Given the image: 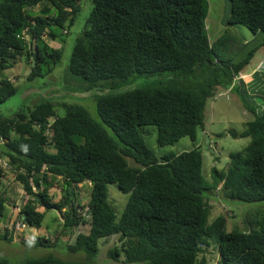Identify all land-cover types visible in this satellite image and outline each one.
<instances>
[{
	"label": "trees",
	"instance_id": "trees-1",
	"mask_svg": "<svg viewBox=\"0 0 264 264\" xmlns=\"http://www.w3.org/2000/svg\"><path fill=\"white\" fill-rule=\"evenodd\" d=\"M82 1L0 0V71L24 57L30 65L28 82L49 76L63 53L50 48L43 36L58 41L70 35ZM85 2V8H92L67 72L79 80L74 85L80 92L106 91L92 97L100 122L78 103H55L47 96L12 117L0 116V155L24 191V203L12 211V228L3 238H24L18 232L22 221L40 233L25 245L59 248L62 243L69 253L85 256L83 262L50 255L21 264H95L101 242L113 237L117 243L109 257L122 258L125 264H208L204 254L211 246L218 250L220 264H264V216L258 214L255 227L244 229H232L223 216L211 221L213 206L203 194L204 156L199 147L159 155L145 137V128L154 127L159 148L184 138L195 143L200 132L209 139V101L236 92L254 118L232 136L251 143L232 153L223 169L212 168L213 189L244 203L264 201V110L247 100L254 94L243 82L233 87L234 77L264 48V0H230V25L263 35L244 59L231 28L211 45L205 29L206 0ZM24 34L38 40L36 53ZM141 79L157 82L123 90ZM15 93L14 83L2 77L0 105ZM87 183L89 200L82 208L77 188ZM110 185L128 195L119 218L109 201ZM7 201L0 194V223ZM53 210L61 224L51 240L43 235L45 215ZM84 226L90 227L86 234L80 231ZM0 264L10 263L0 258Z\"/></svg>",
	"mask_w": 264,
	"mask_h": 264
},
{
	"label": "rangeland",
	"instance_id": "rangeland-1",
	"mask_svg": "<svg viewBox=\"0 0 264 264\" xmlns=\"http://www.w3.org/2000/svg\"><path fill=\"white\" fill-rule=\"evenodd\" d=\"M83 1V10L74 27L71 29L70 35L61 37V40H58V42L48 40L50 46L61 49L63 53L62 59L57 63L56 68H54L49 76L44 79L37 78L33 82H28L26 71L29 72L30 65L26 61L22 62V59L17 60V63L6 71L9 75L8 78H13L16 82L14 84L16 93L9 101L0 105V116L2 118L12 117L15 113H19L24 106L33 107L40 104L42 101L41 96H47V98L52 97L55 103H78L85 107L94 120L100 122L97 105L92 97L97 94H104L106 91L101 92L95 90L90 93L80 92L81 90L74 85V83L76 85L77 83L79 84V80L70 76L67 72V68L71 61L73 46L76 44L78 34L83 29L84 22L89 18L90 9L92 8L91 4L90 8H85L86 2L85 0ZM206 2L208 15L205 27L211 45H214L224 36L225 28H231L234 35L239 40H235L236 44H239L243 49L240 59L246 58L247 53L254 51L258 47L263 35L261 33L254 35L249 32L246 27L241 25H230V0H206ZM257 65H259L260 71H258L255 79L249 82L251 84L254 82V84L247 85V87L250 88L251 91L260 90V92L255 95H247L246 98L248 101L254 103L255 106L257 105L264 110V94H261L264 90V48L255 54V57L250 65L247 66L244 74H252ZM0 78H2V76ZM152 82L156 83L157 81H155V79H141L138 83L126 86L123 90L146 87ZM33 90H44V92L43 94H39L33 92ZM222 91L224 92V90ZM235 94L237 95L236 92H228L209 101L205 118L207 130L209 131V139L200 132L198 141L195 143H193L190 138H184L173 146L159 148L155 143L156 131L154 127L145 128V137L146 144L159 155L166 153L180 155L183 152L199 147L204 156L202 176L206 188L203 194L211 201V205L213 206L210 220L212 221L218 216H223L227 217L229 226L232 229L238 226L243 229L244 227L254 228V218L258 214L259 217L264 216V201L244 203V201L241 200L221 196V194L216 193L213 189V181L211 178L212 168L215 167L218 170L221 168L223 169L228 165L232 153L243 151L251 143V139L240 137L235 139L232 136L234 133H242L245 129V123L254 118V115L248 112L238 101ZM58 112L62 116L65 114V111L62 110L61 107H59ZM88 189L89 187H85V185L77 188V192L79 193L78 203L82 205V208L86 206L89 200ZM0 194L3 195L4 198H8L9 204L7 214H5L0 224V258L8 260L10 264H21L26 260L40 259L50 255L67 261L83 262L85 260V256L81 255V253L71 254L66 251L62 243L59 244V248L53 246L39 247L35 245H25L24 241H31L30 239L33 237L31 234L24 235V238L16 235L13 241H6L3 238L5 230L7 229L10 231L12 228V226L9 225L8 218L15 207H19L24 203L23 191L21 187L15 183L12 172L6 173L5 178L0 181ZM127 199L128 195L121 193L115 185L109 186V201L113 212L118 218L123 208L126 206ZM45 216L44 227L47 230L46 234L50 236L51 240H54V232L60 228L61 224L59 220L56 219L58 217L57 211H48ZM89 230V226H84L80 231L86 234ZM115 243H117V239L114 237L105 243L101 242V250L94 260L95 264H125L122 258L113 260L109 257L110 248ZM206 250L204 255L208 260V264H220L218 250L213 246Z\"/></svg>",
	"mask_w": 264,
	"mask_h": 264
},
{
	"label": "clouds",
	"instance_id": "clouds-1",
	"mask_svg": "<svg viewBox=\"0 0 264 264\" xmlns=\"http://www.w3.org/2000/svg\"><path fill=\"white\" fill-rule=\"evenodd\" d=\"M39 7H37L36 9H40L41 8V6L40 5H38ZM207 20V19H206ZM205 29H206V27H205ZM24 40H26L27 42H28V48L32 51V53H36V44L38 43V40L37 39H35V40H31V38L29 39L28 38V36L27 35H25L24 34ZM47 35L45 34L44 36H43V39H44V41L46 42V44L50 47V48H53L52 46H50L49 45V43H48V37H46ZM50 41H53V40H50ZM53 42H58V41H53ZM53 49H56V48H53ZM1 64V63H0ZM6 64H8V62H6ZM1 66H2V64H1ZM8 69H11V68H8ZM8 69H4V70H1L0 72H3V71H6V70H8ZM29 73H30V70H29ZM29 75V74H28ZM28 77V76H27ZM1 79V78H0ZM9 79V78H8ZM252 79L254 80V78H253V76L252 77H250V75L248 74V73H246V74H244V73H241V74H239V75H237V76H235L234 77V81H233V87H235L236 85H238V84H240L241 82H243L246 86H247V84L246 83H248V82H251L252 81ZM10 80V79H9ZM11 82H13L14 84L16 83L15 82V80L12 78L11 80H10ZM237 83V84H236ZM247 89L251 92V93H253L254 95L257 93V91H251V89L250 88H248L247 87ZM41 92V91H40ZM42 93V92H41ZM224 94V93H223ZM226 94V93H225ZM258 94V93H257ZM50 98V97H49ZM3 144V140H1V142H0V146ZM0 157H1V159H3V157L0 155ZM7 164H8V162L5 160V159H3ZM8 166H9V168L8 169H4V170H0V173H1V177H0V181L2 180V179H4L5 178V176H6V173H8V172H12V174H13V176H14V180H15V183H16V176H15V172H14V170H13V168L8 164ZM19 185V184H18ZM79 185H84V184H79ZM79 185H78V188H80L79 187ZM20 186V185H19ZM86 186H88L89 187V189H90V187H91V183H87L86 185H85V187ZM21 187V186H20ZM22 189V188H21ZM88 189V190H89ZM22 191H23V189H22ZM59 196H60V194H58ZM23 196H24V191H23ZM8 202V201H7ZM9 205V204H8ZM8 205H5L6 206V209L8 210ZM18 209V211H19V209H20V206L19 207H17ZM15 211V209L13 210V212ZM5 214H7V212L5 213ZM88 216V215H87ZM8 217V216H7ZM10 218V217H9ZM9 218H8V220H9ZM1 224V223H0ZM23 225H26L27 227L26 228H23L22 229V226ZM18 232H20V233H23L25 236H26V234H31L33 237H35V238H38L39 236H40V233L35 229V227H32V226H29L27 223H24V222H22V221H20V228H18ZM44 232V231H43ZM45 235H47V234H45ZM32 237V238H33ZM49 236L47 235V236H45V238H48ZM31 238V239H32ZM30 239V240H31Z\"/></svg>",
	"mask_w": 264,
	"mask_h": 264
},
{
	"label": "crops",
	"instance_id": "crops-1",
	"mask_svg": "<svg viewBox=\"0 0 264 264\" xmlns=\"http://www.w3.org/2000/svg\"><path fill=\"white\" fill-rule=\"evenodd\" d=\"M22 60V62H24L25 61V58L23 57V58H21ZM9 70V69H8ZM8 70H6V71H8ZM6 71H3V72H0V75L2 76V77H6V78H8L9 77V75L7 74V72ZM258 71H260L259 70V65H257L256 67H255V69L253 70V73L252 74H249L250 75V77H252L253 76V78L255 79V77L257 76V74H258ZM28 74H29V72L28 71H26V77L28 76ZM10 80H11V78H9ZM253 80V79H252ZM247 85H250L251 83H246ZM253 84H254V82H253ZM253 84H251V85H253ZM255 91H257V93L259 94V92H260V90H255ZM262 91V90H261ZM261 94H264V90L262 91V93ZM221 96V95H220ZM84 185H86V184H84ZM83 185V186H84ZM79 187H82V185H79Z\"/></svg>",
	"mask_w": 264,
	"mask_h": 264
},
{
	"label": "built area",
	"instance_id": "built-area-1",
	"mask_svg": "<svg viewBox=\"0 0 264 264\" xmlns=\"http://www.w3.org/2000/svg\"><path fill=\"white\" fill-rule=\"evenodd\" d=\"M8 168H9L8 164L3 159H1V157H0V170H4V169H8ZM26 227H27L26 225H23L22 229L26 228Z\"/></svg>",
	"mask_w": 264,
	"mask_h": 264
},
{
	"label": "water",
	"instance_id": "water-1",
	"mask_svg": "<svg viewBox=\"0 0 264 264\" xmlns=\"http://www.w3.org/2000/svg\"><path fill=\"white\" fill-rule=\"evenodd\" d=\"M0 66H1V64H0ZM33 92H35V93H41L39 90H33Z\"/></svg>",
	"mask_w": 264,
	"mask_h": 264
}]
</instances>
